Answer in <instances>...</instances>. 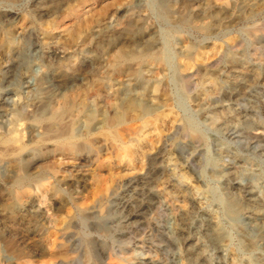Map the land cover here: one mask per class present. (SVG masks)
<instances>
[{"label":"rangeland","instance_id":"rangeland-1","mask_svg":"<svg viewBox=\"0 0 264 264\" xmlns=\"http://www.w3.org/2000/svg\"><path fill=\"white\" fill-rule=\"evenodd\" d=\"M0 264H264V0H0Z\"/></svg>","mask_w":264,"mask_h":264},{"label":"bare ground","instance_id":"bare-ground-1","mask_svg":"<svg viewBox=\"0 0 264 264\" xmlns=\"http://www.w3.org/2000/svg\"><path fill=\"white\" fill-rule=\"evenodd\" d=\"M51 2H53V0H51ZM44 4V3H43ZM43 9V8H42ZM41 9V10H42ZM48 12V11H47ZM124 27V26H123ZM123 29V28H122ZM121 29V30H122ZM127 30V34L129 33V35H130V32H131V29L129 28H127L126 29ZM134 30V29H133ZM124 31V30H123ZM119 32H120V30H119ZM123 33H125V32H123ZM104 34V33H103ZM127 34H126V36H127ZM102 35V34H101ZM118 35H120V34H118ZM131 36V35H130ZM101 37V36H100ZM97 38H98V34H97ZM127 38V37H126ZM113 40V39H112ZM110 42V41H109ZM111 44V43H110ZM115 44V43H114ZM133 46V45H132ZM138 47V46H137ZM104 49V48H103ZM102 53V52H101ZM102 56V55H101ZM150 58H153V56H149ZM124 58V57H123ZM127 58V57H126ZM142 55L141 54H131L130 56H129V58H128V60H127V64L126 65H128V67L129 66H131V64H135V67L134 68H132V71H133V75H134V77H135V80L136 81H138V82H141V76H140V73H139V71H140V69H138V65L137 64H139V62L142 60ZM97 60H98V58H97ZM96 60V61H97ZM100 61V60H99ZM120 66V65H119ZM50 68V67H49ZM48 72V71H47ZM244 80V79H243ZM246 80V79H245ZM244 80V81H245ZM245 83V82H244ZM243 83V84H244ZM248 84V83H247ZM233 95L234 96H237V94L236 93H233ZM242 96H243V94H242ZM238 97V96H237ZM240 97V96H239ZM127 101V103H128V106H127V108H126V110H127V112H129L128 110H130V111H136L139 115H141V117L142 116H144L147 112H148V106H146L144 103H142L141 102V100H138V99H136L135 97H133V96H128V98L126 99ZM50 100L49 99H46L45 98V101H43L42 103H41V105H40V109L39 110H43L45 107H48L50 104ZM68 103V102H67ZM64 104L62 107H61V109L60 110H56V111H54L53 113H51L49 116H46V117H44V116H42V113L41 114H33V115H31V116H29V120L32 122H40V120H46V122L48 121V123H50V125H48V126H52L53 125V127H54V125L56 124V123H59L60 121H62V119L60 120V118L62 117V114L65 112V111H67V110H69V108H70V104ZM45 110V109H44ZM32 112V111H31ZM36 112H38V111H36ZM68 112V111H67ZM47 113V112H46ZM137 114V115H138ZM60 120V121H59ZM41 122H43V121H41ZM56 126V125H55ZM49 128V127H48ZM15 131V130H14ZM16 132V131H15ZM14 132H12L11 134H13ZM17 133V132H16ZM261 132H256V134H260ZM10 134V135H11ZM61 134V133H60ZM13 135H15V134H13ZM19 135V134H18ZM262 135V134H261ZM258 136V135H257ZM260 136V135H259ZM18 137V136H17ZM16 137L14 136V138L13 137H11L10 139H9V141H14V139H15ZM19 138V137H18ZM8 140V139H7ZM16 141H17V139H16ZM21 192V191H20ZM27 192V191H26ZM25 192V193H26ZM19 194V193H18ZM23 194V193H22ZM254 223V222H253ZM256 224V223H255ZM257 227V226H256Z\"/></svg>","mask_w":264,"mask_h":264}]
</instances>
